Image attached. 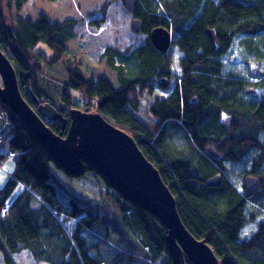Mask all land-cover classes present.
I'll return each instance as SVG.
<instances>
[{"label": "trees", "instance_id": "1", "mask_svg": "<svg viewBox=\"0 0 264 264\" xmlns=\"http://www.w3.org/2000/svg\"><path fill=\"white\" fill-rule=\"evenodd\" d=\"M28 1L15 0V7L21 10ZM3 16L0 3V50L14 64L26 100L33 105L29 94L32 90L41 102L54 106V98L41 90L31 71L43 57L35 47L39 42L47 44L56 55L49 64L59 63L67 53L65 43L77 37L79 21L53 23L42 14L37 22L28 21L20 30L12 28L13 39L6 31ZM135 16L143 22L141 34L149 38L133 54L136 70L132 76L117 62L123 57L121 53L111 47L106 48L103 58L117 75L115 88L104 78L87 79L79 66L66 60L63 64L68 88L62 97L65 108L60 112L70 117L72 109L86 111L72 102L69 91L92 100L96 103L94 113L135 139L174 195L186 228L197 239L206 240L222 264H264V218L258 220L264 194L257 196L264 181L260 174L264 146L259 141L264 137V96L260 102H246L239 95L246 84L236 76H224L220 61L239 36L264 40V0H138ZM157 27L178 34L176 44L183 53L181 82L166 99L154 98L152 91V82L157 78L163 88L162 80L170 69L166 53L159 52L150 41ZM209 29L215 30L216 47L207 33ZM250 52L264 58L258 48L250 47ZM33 55L41 56L36 60ZM142 95L149 106L147 119L135 114ZM0 118V142L7 147V154L0 153V169L6 160L16 162L15 170L0 186L1 264H19L16 257L23 252L37 264H139L143 255L150 264H171L168 231L153 215L123 199L116 190L114 200L120 212L117 225L99 211H94L92 217L91 209L83 207L81 199L59 187L70 200L65 205L66 196L52 183L51 172L54 168L67 175L65 171L1 101ZM61 127V123L51 125L57 134ZM178 129L186 132L189 148L171 145L170 131ZM254 150L257 153L248 173L256 176L259 184L247 199L227 177L223 162H240ZM87 172L97 174L112 188L88 163ZM219 174L221 187H208L207 181ZM64 217L77 220L78 229L69 234L63 227ZM253 224L254 232L245 235L244 229ZM84 226L98 232L99 226L104 238L82 237ZM116 236L123 248L115 242Z\"/></svg>", "mask_w": 264, "mask_h": 264}, {"label": "rangeland", "instance_id": "2", "mask_svg": "<svg viewBox=\"0 0 264 264\" xmlns=\"http://www.w3.org/2000/svg\"><path fill=\"white\" fill-rule=\"evenodd\" d=\"M0 3L5 23L12 26L16 31L20 30L28 21L37 22L39 16L42 14L46 15L53 23L63 22L68 19H76L79 21V25L76 27L77 37L65 43L67 53L59 63H55L54 65L49 64L56 58L50 46L39 42L35 47L37 54H41L43 57L40 58L41 55H37L40 60L37 62V67L31 71L37 76L41 90L47 95L49 94L51 98H54V104L56 105L54 107L58 111L65 108L62 97L64 90L68 88L67 73L63 62L70 60L77 67L79 66L87 79L98 80L104 78L115 88L118 86L117 75L106 65V60L103 58V53L106 48L111 47L121 53L123 57H118L117 62L118 64L124 65L127 68L128 75L132 76V73L136 70L134 68L136 64H134V61L136 59L133 58V54L139 47L144 46L149 38L146 34H135L132 32V15L126 11L122 0H29L21 10H17L15 7V0H0ZM143 8L146 9L145 4H143ZM171 34L173 43L166 53L170 67L169 72H167L168 76H165L168 81V86L165 87L161 84L163 86L162 88L158 78L152 82L153 97L157 99L168 98L181 82L180 76L182 71L180 62L183 58V53L176 44L178 34L173 32ZM250 47L258 48L264 55V40L261 37H237L231 48L220 57L223 66L222 74L227 77L236 76L243 84H246L239 94L243 95L242 97L246 102H260L264 96V86H261V83L264 81V58L252 54ZM37 57L33 55V58L36 60ZM125 57L131 58L125 59ZM72 67L75 66H70V69ZM255 69L258 70V75L252 73ZM0 83H2L1 78ZM247 88L253 89L254 92L249 91V94H245L244 91ZM69 93L72 96L73 103L81 105L80 99L85 101L87 105H83L81 107L82 110H95V101H93L95 103L93 104L92 100H85L86 97L77 91H69ZM139 101L140 108L135 114L139 118L147 119L149 114L148 102L144 98V95L140 96ZM92 112L94 113V111ZM89 113L91 112L89 111ZM1 127L2 122L0 121V129ZM170 133L172 146L178 149L189 148L190 142L186 132L178 129L176 131H170ZM259 141L264 146V137L261 136ZM6 149V144L0 142V153L7 154ZM254 152L244 158V161L242 160L243 162L241 161L237 164L228 161L223 162L227 177L244 194V175L247 176L250 174L248 172L252 169V163L254 162L257 150H254ZM213 156L220 157L215 153ZM51 166L54 167V165ZM15 168L16 162L14 160H6L3 163L0 169V186L6 182L8 175ZM51 172L53 175L52 183L56 186V189H59L63 194L65 191L59 187L69 190L71 193L73 192L76 195L72 193L75 198L81 199L79 202L83 207L91 209L89 213H91L92 217L95 216L94 211H99L101 216L106 214V218L117 225L116 221H120V212L114 200L116 191L112 188L109 189L108 185H105L100 176L92 172H87L82 177L71 178L54 168H52ZM260 174L264 180V166L260 169ZM262 185V188L259 187L257 189V196L264 194V181H262ZM67 200L69 198L66 196L63 200L65 205ZM92 206H97V208L93 210ZM259 210H261L262 214L259 215L258 220H263L264 208L259 207ZM64 219L66 221L63 224L64 229L69 234L73 233L74 230L76 231L77 225H79L77 223L78 221L65 217ZM253 225V227L246 228L243 233L245 235L252 234L256 227L255 224ZM113 228L119 229L115 226ZM98 229L99 232L93 228L89 230L84 226V229L81 231V236L87 238L92 235L97 239H103L105 235L100 233L99 226ZM110 232L115 233L114 230ZM118 235L122 236L119 233ZM115 242H119L121 245L119 243L117 244L123 248L119 237H115ZM126 256L130 257V254ZM16 261L19 264H37L26 252L16 257ZM148 261L146 256L143 255L139 264H150ZM155 264L161 263L157 262Z\"/></svg>", "mask_w": 264, "mask_h": 264}, {"label": "water", "instance_id": "3", "mask_svg": "<svg viewBox=\"0 0 264 264\" xmlns=\"http://www.w3.org/2000/svg\"><path fill=\"white\" fill-rule=\"evenodd\" d=\"M122 4L128 13L134 14L138 0H123ZM4 26L14 39L12 27L6 23ZM131 30L141 34L142 20L135 18L131 22ZM207 33L216 47L215 30L209 29ZM150 41L162 53H167L173 43L172 34L165 27L155 28ZM252 73L258 75V70ZM0 78V101L32 131L68 176L80 177L86 171V164H90L123 199L143 208L166 227L171 264H222L207 241L197 239L186 228L174 195L133 137L99 113L73 109L70 117L63 116L50 103H41L32 90L29 91L33 101L31 105L25 98L26 93L21 91L14 64L1 50ZM162 85L168 86L167 79L162 80ZM57 122L62 124L60 134L51 128ZM258 184L256 176L245 178L246 197L253 196ZM206 185L221 187L222 176L219 174L209 179Z\"/></svg>", "mask_w": 264, "mask_h": 264}, {"label": "flooded vegetation", "instance_id": "4", "mask_svg": "<svg viewBox=\"0 0 264 264\" xmlns=\"http://www.w3.org/2000/svg\"><path fill=\"white\" fill-rule=\"evenodd\" d=\"M122 1H123V0H122ZM131 15H132V21H133V20L136 18V16H135V12H134V14H131ZM132 21H131V22H132ZM247 91H250V92L252 91V92H254L253 89H251V88H250V89L247 88V89H245L244 93H245V94H249V92H247ZM254 153H255V152H254ZM255 156H256V155H255ZM242 160H243V159H242ZM243 161H244V160H243ZM243 161H242V162H243ZM240 162H241V161H240ZM240 162H237V163H240ZM237 163H234V164H237ZM252 164H253V163H252ZM263 166H264V165H263ZM263 166H262V168H263ZM260 169H261V168H260ZM247 176H251V175H247ZM247 176L244 175V181H245V178H246ZM243 188H244V185H243ZM257 188H258V187H257ZM244 191H245V190H244ZM255 191H256V189H255ZM255 191H254V193H255ZM245 195H246V194H245ZM253 195H254V194H253ZM251 197H252V196H251ZM246 198L248 199V198H250V197H246ZM245 229H246V228H245ZM245 229H244V230H245ZM255 229H256V228H255Z\"/></svg>", "mask_w": 264, "mask_h": 264}, {"label": "bare ground", "instance_id": "5", "mask_svg": "<svg viewBox=\"0 0 264 264\" xmlns=\"http://www.w3.org/2000/svg\"><path fill=\"white\" fill-rule=\"evenodd\" d=\"M81 98V97H80ZM81 107L84 105V106H86L87 104H85V101H81ZM78 107H80V106H78ZM73 110V109H72ZM79 110V109H78ZM86 111H88V110H86ZM89 111L92 113V110L91 109H89ZM64 116H66V117H69V115L68 114H65ZM58 123L59 122H57V123H54L53 125L54 126H56V125H58ZM61 129H62V127H61ZM62 131V130H61Z\"/></svg>", "mask_w": 264, "mask_h": 264}]
</instances>
